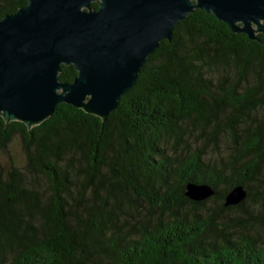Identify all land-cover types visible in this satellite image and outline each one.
<instances>
[{
	"label": "trees",
	"instance_id": "16d2710c",
	"mask_svg": "<svg viewBox=\"0 0 264 264\" xmlns=\"http://www.w3.org/2000/svg\"><path fill=\"white\" fill-rule=\"evenodd\" d=\"M24 4L0 0V19ZM256 37L193 9L103 120L65 103L30 128L0 116V264H264ZM74 75L59 66V81ZM188 181L213 194L187 198ZM234 185L244 198L223 206Z\"/></svg>",
	"mask_w": 264,
	"mask_h": 264
},
{
	"label": "water",
	"instance_id": "95a60500",
	"mask_svg": "<svg viewBox=\"0 0 264 264\" xmlns=\"http://www.w3.org/2000/svg\"><path fill=\"white\" fill-rule=\"evenodd\" d=\"M193 9L249 40L264 35V0H25L0 19L1 118L30 128L65 103L103 120L158 42ZM60 65L74 68L71 82L57 79ZM211 189L188 181L183 194L199 201ZM244 196L234 185L223 206Z\"/></svg>",
	"mask_w": 264,
	"mask_h": 264
},
{
	"label": "rangeland",
	"instance_id": "374dc122",
	"mask_svg": "<svg viewBox=\"0 0 264 264\" xmlns=\"http://www.w3.org/2000/svg\"><path fill=\"white\" fill-rule=\"evenodd\" d=\"M8 153L13 161L14 164L21 165L22 163V154L19 147V142L17 137H15L11 144L8 146ZM0 160L2 163H6V160L3 156H0ZM211 205L210 201L205 202V206ZM231 214V213H230Z\"/></svg>",
	"mask_w": 264,
	"mask_h": 264
}]
</instances>
